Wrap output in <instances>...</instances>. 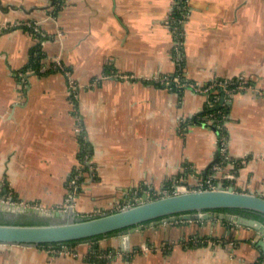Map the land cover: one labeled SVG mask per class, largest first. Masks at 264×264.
<instances>
[{"label": "crops", "instance_id": "0c3cea01", "mask_svg": "<svg viewBox=\"0 0 264 264\" xmlns=\"http://www.w3.org/2000/svg\"><path fill=\"white\" fill-rule=\"evenodd\" d=\"M39 53L36 71L29 65ZM179 57L196 86L243 79L258 89L226 92L216 108L226 114L228 153L241 163L213 173L264 196V0H0V198L63 204L82 136L92 167L64 210L77 217L207 178L219 159L217 132L195 116L216 107L222 89L146 81L174 74ZM55 60L71 70L75 91ZM263 241L216 217L162 220L78 242L76 255L0 243V264H264ZM96 244L113 255L96 259Z\"/></svg>", "mask_w": 264, "mask_h": 264}, {"label": "water", "instance_id": "95a60500", "mask_svg": "<svg viewBox=\"0 0 264 264\" xmlns=\"http://www.w3.org/2000/svg\"><path fill=\"white\" fill-rule=\"evenodd\" d=\"M215 95L212 96V100ZM228 97L220 91L218 105H224ZM11 206L10 209L1 205ZM15 206V208H13ZM221 208H241L264 215V196L259 193L238 190L235 185L219 182L216 188L191 189L179 193L151 197L145 194L140 201L118 210L99 215L77 217L72 206L67 211L44 209L36 205H24L0 199V213L13 211L49 219L45 222H0V243L43 244L67 242L125 232L127 236L142 230L148 223L158 221H196L216 217L241 226L254 228L264 239V222L242 214L215 211ZM55 219V220H53ZM264 248V241L261 243Z\"/></svg>", "mask_w": 264, "mask_h": 264}, {"label": "built area", "instance_id": "2783aa9c", "mask_svg": "<svg viewBox=\"0 0 264 264\" xmlns=\"http://www.w3.org/2000/svg\"><path fill=\"white\" fill-rule=\"evenodd\" d=\"M184 19L182 17L177 19V24L175 26L177 32V44H176V51L180 52L181 51V33H180V25ZM178 63V69L174 74H159L155 76H148L146 78V81L154 82V83H159V84H164V85H173L175 84L178 88H185V87H191L195 88L199 91H208L214 88H221L225 90V92L231 94L236 91H243V90H250V91H258V89L253 85L252 82H248L246 80H215L211 82L208 86H206L205 89L202 87L196 86L194 83L185 80V77L183 76V62L182 58L179 57L177 59ZM54 68L59 69L60 71H63L64 74L69 78V87L72 88V91H75L79 86L78 83L75 82V80L72 78L71 70L65 66L61 61L56 60L54 61V64L52 65ZM180 66V67H179ZM119 77L129 80L133 78L134 76L127 75V74H122ZM215 112H208L205 111L201 114L198 115L199 120L201 123L206 124L208 126H211L214 128L217 132V147L219 151V159H217L212 167L213 171L211 172L210 175L207 176L204 180H201L194 186H186L181 183H175L173 186L170 188H164L160 191H155L153 192L150 196L151 197H160L163 195H168V194H174V193H179L182 191H187L191 189H204V188H216L217 184L221 181L215 180L214 179V173L215 171L219 170L222 168V165L226 162L229 161L228 163H231L234 166L240 165L241 161L237 160L235 158L230 157L228 153V137L225 131V126H224V119L226 118V114H224L223 111L221 110H215ZM90 157L86 156L85 161L90 164ZM84 165H81L77 168L76 172L70 177L69 181V188H68V197H67V202L69 201V205H73V201L76 198L77 193L79 192L80 189V183H81V177L84 175ZM142 199L141 197H136L132 201L128 202L127 204L122 205L120 208L125 207L129 204L136 203ZM119 208V209H120ZM51 249H49L50 253L57 254H74L76 255L77 252L76 250H73L72 246L69 245H61V246H50ZM101 257H111L113 255V252H106V253H100ZM98 256V255H97Z\"/></svg>", "mask_w": 264, "mask_h": 264}, {"label": "trees", "instance_id": "16d2710c", "mask_svg": "<svg viewBox=\"0 0 264 264\" xmlns=\"http://www.w3.org/2000/svg\"><path fill=\"white\" fill-rule=\"evenodd\" d=\"M26 26H28V25H26ZM28 27H31V26L29 25ZM41 58H42V54L39 53L38 54V57H36V59H34L30 63L29 67L31 66V67L34 68V70L37 71L39 69V67L41 66V63H40ZM195 119H197L198 121H200L199 118H198V115L195 116ZM80 142H81L82 150H81V153L79 154V156H80V162H79V165L78 166H81V165H84L85 166L84 167V175L81 177V180H80L82 182L85 179L86 173L88 171H90L89 170L90 169L89 167L91 165V164H88L85 161V158H86V156H89L91 158V155H92V151L93 150H92L91 146L89 145V143L87 142V140L85 139L84 136H82L80 138ZM77 168L78 167H75L73 169L72 175L76 172ZM215 211H222V212H231V213L242 214L244 216L253 217V218H256V219L261 220L262 222H264V215L263 214L257 213V212H254V211H249V210H246V209H241V208H221V209H215ZM117 232H119V231L110 232V233H108L106 235H111V234H114V233H117ZM103 236H105V235H99V236H95V237H91V238H84V239H80V240H72V241L60 242V243H58V242H54V243H43V244H39V245H43V246H61V245H64L65 244V245L73 246V245L77 244L78 242L85 241V240H89V239L97 240V239H99V238H101ZM94 248L96 250H98V251L100 250V246L98 244L94 245Z\"/></svg>", "mask_w": 264, "mask_h": 264}, {"label": "rangeland", "instance_id": "374dc122", "mask_svg": "<svg viewBox=\"0 0 264 264\" xmlns=\"http://www.w3.org/2000/svg\"><path fill=\"white\" fill-rule=\"evenodd\" d=\"M174 31L176 30V28L174 27V29H173ZM56 61V60H55ZM60 61V60H59ZM53 64H54V62H53ZM168 86H173V87H176L177 88V86L175 85V84H173V85H168ZM206 88V87H205ZM205 88H203V89H205ZM215 110H220V109H215ZM221 111H223V110H221ZM208 112H215L213 109L212 110H209ZM224 112V111H223ZM225 120V119H224ZM92 166L90 165V167L89 168H91ZM69 184H70V181H68V188H69ZM67 197H68V195H67ZM136 197H134V198H132V199H135ZM1 199V198H0ZM76 199V198H75ZM131 199V200H132ZM2 200H4V201H7V202H11V201H9V200H5V199H2ZM75 203V200L73 201V204ZM25 205V204H24ZM27 205V204H26ZM68 205H69V201L67 202V198H66V200H65V202L63 203V204H60L59 206H57L56 208L57 209H61V210H65L67 207H68ZM1 215H3V214H5V215H11V216H17V217H19L17 220H23V221H36V222H43V221H47V220H49V219H46V218H39V217H35V215H28L27 213H18V214H15L13 211H8V212H1L0 213ZM53 220H55V219H53ZM145 248V250H148V248H146V247H144ZM46 249L47 250H49V249H51V247L50 246H46ZM107 251H104L103 249H100L99 251L98 250H96V253H94L95 255H96V257L98 258V259H101V260H103V258H106V257H101L100 255H102V254H100V253H106ZM119 252H117V254H118ZM98 255V256H97ZM90 256H91V254H90Z\"/></svg>", "mask_w": 264, "mask_h": 264}, {"label": "flooded vegetation", "instance_id": "af4514ba", "mask_svg": "<svg viewBox=\"0 0 264 264\" xmlns=\"http://www.w3.org/2000/svg\"><path fill=\"white\" fill-rule=\"evenodd\" d=\"M138 197H141L143 198V196H138ZM4 213V212H3ZM19 217L17 216H11V215H1L0 214V222H26V221H23V220H17ZM27 222H36V221H27ZM44 222V221H43ZM97 258V257H96ZM98 259V258H97Z\"/></svg>", "mask_w": 264, "mask_h": 264}, {"label": "bare ground", "instance_id": "6f19581e", "mask_svg": "<svg viewBox=\"0 0 264 264\" xmlns=\"http://www.w3.org/2000/svg\"><path fill=\"white\" fill-rule=\"evenodd\" d=\"M1 206L2 207H6L7 209H10L11 208V206H8L7 204L6 205H1ZM13 208H15V206Z\"/></svg>", "mask_w": 264, "mask_h": 264}]
</instances>
